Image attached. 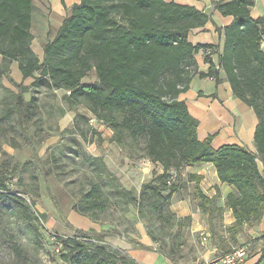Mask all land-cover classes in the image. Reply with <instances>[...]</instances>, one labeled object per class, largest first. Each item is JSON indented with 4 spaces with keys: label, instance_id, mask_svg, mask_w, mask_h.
<instances>
[{
    "label": "trees",
    "instance_id": "1",
    "mask_svg": "<svg viewBox=\"0 0 264 264\" xmlns=\"http://www.w3.org/2000/svg\"><path fill=\"white\" fill-rule=\"evenodd\" d=\"M34 1L0 0V55L3 57L0 78L6 77L17 91L15 106L9 113H16L25 136L34 116L26 94L41 86L64 91L69 108L83 105L91 111L113 132V142L128 150L131 159L142 158L163 168V173L144 183L138 194L133 190H117V196L125 198L128 206L136 207L140 218H146L145 208H149L163 225H169L170 229L177 227L175 236H181V229L191 219L177 217L171 205L187 182L195 183L199 208L212 217L214 199L201 190L202 178L187 174L184 182L181 177L187 167L211 164L219 180L234 188V193L226 199V206L235 218V223L228 228L233 242H237L245 227L254 228L262 222L264 17L256 20L251 17L254 0L213 3V11L234 18L230 26L216 27L224 36L217 65L211 60L215 46H194L189 41V34L204 28L211 16L194 7L165 0H81L70 10L65 0H61L68 15L53 40L45 45L41 61L31 47ZM200 51L207 55L210 65L207 74L198 71L194 59ZM13 62H18L23 81L34 80L32 87L17 83L9 75ZM93 70L97 81L83 84V79ZM221 72L234 96L252 108L259 120L254 137L255 153L234 144L215 150L211 145L212 136L200 141L199 121L190 114L187 104L179 100L189 90L193 78H213L220 84ZM28 144L37 165L42 166L43 160L30 139ZM96 161L107 171L101 159ZM42 174L48 178L54 170L42 169ZM8 183L0 175V207L32 227V222L38 220L34 204L27 203L21 194L8 191ZM110 207L111 199L98 183L92 182L77 211L97 220ZM118 235L117 231L98 233L74 229L72 237L48 234V239L54 246L53 254H59L65 264H139L126 251L107 243L108 237ZM260 241L263 244L257 264H264V235ZM154 242L157 244L155 238ZM182 245L174 242L170 253L166 252L174 264H178L175 254ZM137 246L151 250L142 244ZM17 251L19 255V247Z\"/></svg>",
    "mask_w": 264,
    "mask_h": 264
},
{
    "label": "rangeland",
    "instance_id": "2",
    "mask_svg": "<svg viewBox=\"0 0 264 264\" xmlns=\"http://www.w3.org/2000/svg\"><path fill=\"white\" fill-rule=\"evenodd\" d=\"M67 15L68 10L60 0L34 1V39L31 47L41 61L44 60L45 45L53 40ZM18 65V62L10 65L9 75L17 83L23 82L32 87L34 80L23 81ZM96 81L93 70L83 79V84ZM16 93L7 78L1 77L0 175L8 179V191L21 194L27 203L34 204L38 220L29 227L12 212L0 207V264H65L59 254H53L54 246L48 234L69 238L74 235V229L87 227L92 222L110 232L117 231L119 235L116 237L133 241L135 245L143 243L142 230L152 242L151 249L164 254L170 253L172 243L182 242L176 257L183 253L185 261L201 258L203 251L198 243H202V236L192 238L191 216H188L191 220L181 229V236L176 237L177 227L170 229L169 225H163L149 212V208H145L146 218H140L135 206H128L125 198L117 196L118 189L133 190L138 194L144 183L156 177V167L159 165L152 163L145 172L144 159H131L128 150H122L113 142V132L91 111L83 105L71 110L64 98V91L45 86L32 88L26 94V100L33 105L34 116L29 133L25 136L17 123L16 113H9V109L15 106ZM28 139L43 160L42 166H38L34 160ZM98 159L103 161L107 171L97 161L94 162ZM50 168H53L54 174L45 178L42 169ZM172 179L177 180V176ZM92 182L98 183L111 199V207L98 215L97 220L84 218L77 211ZM186 195L190 199V194ZM194 197L197 200L195 194ZM214 219L208 218L213 243L226 251L248 244L247 241L244 244L233 242L229 227L223 226L222 215ZM91 239L94 241V238ZM251 243L249 257L260 246ZM91 244L87 246L90 248ZM206 244L202 245L203 249ZM18 247L21 251L19 255Z\"/></svg>",
    "mask_w": 264,
    "mask_h": 264
},
{
    "label": "crops",
    "instance_id": "3",
    "mask_svg": "<svg viewBox=\"0 0 264 264\" xmlns=\"http://www.w3.org/2000/svg\"><path fill=\"white\" fill-rule=\"evenodd\" d=\"M80 1L81 0H65L67 9H70L75 4H79ZM165 1L168 3L175 2L180 5L194 7L197 10L203 11L211 16V20L204 28L196 29L189 34V41L194 46H215L216 51L211 54V60L214 65H217L219 60L218 53L223 50L224 36L218 33L216 27L224 29L230 26L234 20L231 16L226 17L219 11L212 10L213 3L220 0ZM254 2L255 5L251 8L250 15L254 20H256L264 17V0H254ZM262 48L264 50V42L262 44ZM194 59L197 64L198 71L200 73L207 74L210 65L207 61L206 53L204 51H200L194 56ZM2 61L3 57L0 55V65L2 64ZM220 79L223 81L220 84H217L216 81L211 78H200L199 76H196L193 78L189 90L181 94L179 96V100L184 101L187 104L190 114L199 121L198 138L200 141H206L210 136H212L213 139L211 145L215 150L224 145L234 144L245 147L255 153L256 145L254 137L259 120L252 108L234 96L230 84L224 80L225 75L223 72L220 73ZM149 168L150 167L148 166L143 170L146 172ZM156 169L157 175L163 173V168L161 166L156 167ZM185 174H194L202 178L199 185L201 190L207 197L214 199V213L211 218L215 221L216 219H214V217L222 215L224 228L231 227L235 223V218L232 210L226 206V199L229 194L234 193V188L222 183L219 180L217 171L211 164L187 167L181 175L184 182L185 180L187 181L188 177V175ZM185 193L190 194V199L187 198ZM194 194L195 183L187 182L185 188L180 190L174 196L171 210L179 216L192 217V238L196 235L202 236V243H198V245H201L203 253H201V258L198 257L195 260L193 258L190 259V261L184 260L182 255L183 253L180 256L177 255L176 258L178 264H207L220 259L232 251L223 250L220 246L213 243L210 237L211 228H209L208 223V218H210V216L203 213L199 208V200H195ZM78 229L85 232L92 229L98 233L102 230H108L100 224L97 225L94 222L87 227H78ZM263 235L264 218L258 226L254 228L245 227L244 230L237 236L238 244H244L247 241V245H252L251 242H254V245L256 246L260 245L255 249L251 257L246 260L245 264H257L259 262L261 258L260 249L263 241L258 242V239ZM141 236H143V243L138 242V244L153 248L149 236L146 233H143L142 230ZM205 237H207L206 241H204ZM106 241L110 246L126 251L140 264H174L167 254L161 253L157 249L143 250L133 244V241H128L120 237H108ZM205 244V249H203L202 245Z\"/></svg>",
    "mask_w": 264,
    "mask_h": 264
},
{
    "label": "built area",
    "instance_id": "4",
    "mask_svg": "<svg viewBox=\"0 0 264 264\" xmlns=\"http://www.w3.org/2000/svg\"><path fill=\"white\" fill-rule=\"evenodd\" d=\"M214 80L213 78H211ZM145 167L150 166L152 163L149 160H143ZM55 239V236H53ZM207 240V237L204 238V241ZM249 257V245H243L234 248L230 253L224 255L220 259L209 262L207 264H245L246 260Z\"/></svg>",
    "mask_w": 264,
    "mask_h": 264
}]
</instances>
